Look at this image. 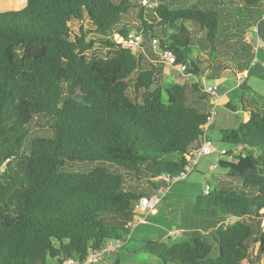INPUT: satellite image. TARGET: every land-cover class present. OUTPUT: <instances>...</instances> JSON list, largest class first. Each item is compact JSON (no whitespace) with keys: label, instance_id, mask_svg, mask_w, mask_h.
I'll use <instances>...</instances> for the list:
<instances>
[{"label":"trees","instance_id":"obj_1","mask_svg":"<svg viewBox=\"0 0 264 264\" xmlns=\"http://www.w3.org/2000/svg\"><path fill=\"white\" fill-rule=\"evenodd\" d=\"M260 1L0 0V264L82 261L127 234L134 203L197 150L211 108L200 78L264 80L252 72L260 60L222 44L243 38ZM130 35L142 36L139 50L115 39ZM155 44L185 67L184 83L156 61ZM241 109L248 120L219 131L230 145L223 172L196 198V218L178 222L186 237L158 230L144 241L158 264H264V107ZM35 121L43 135L31 133ZM157 216L144 223H163Z\"/></svg>","mask_w":264,"mask_h":264},{"label":"rangeland","instance_id":"obj_2","mask_svg":"<svg viewBox=\"0 0 264 264\" xmlns=\"http://www.w3.org/2000/svg\"><path fill=\"white\" fill-rule=\"evenodd\" d=\"M249 14H244L246 16L245 18H243L244 21L246 23L249 22L250 24L256 23V21L251 20ZM242 16V14H239V17ZM129 21L131 24L137 22L136 18L132 14L129 17ZM186 25L189 26L188 23ZM77 27L78 23L74 21L73 28L77 29ZM251 31L252 30L249 29V35H245V37L248 38V43L244 41L245 37L238 40L234 36L231 37V35H227L222 38V44L225 42H233V48L230 47L229 49L232 48L231 50L234 51V54L236 53L242 58H248L249 55L250 59L252 58L253 64H255L256 61L259 60L262 63L263 58L261 59L260 55L257 53L258 46L256 44V30H254V33H252ZM252 37H255L256 39L253 40ZM193 42H195L194 37L192 39V45ZM249 52H251V56L250 54H248ZM161 64L165 65L163 63ZM169 69L175 73H179L177 69L167 66L166 74L167 70ZM258 71L264 72V66L263 69H259V65L256 68H252L253 73H256ZM179 75L180 78L178 79V81L180 83H184L188 76L184 73L182 75L179 73ZM224 77H226L224 80H217L216 83L215 81H212L210 79H205L207 86H211L213 84H217L218 86L220 85L218 93L214 97V99H216L218 94H221L224 90H230L231 93L228 94V97L232 102V106H234L236 109L235 111H232L222 106H216L215 101H213L215 117L212 126L207 132V138L214 144L215 151L208 156L200 158L197 162L196 168H194V170L184 180L176 182L168 191L165 198L157 204L154 215L158 214L157 217L160 218L163 223L142 224V226L140 227V233L135 234L133 239L129 241L125 247L119 250L118 256H107L102 262L98 264H113L114 262H116V260L118 261V264H158L155 258L149 255L144 250L143 244L144 241L148 238V235L155 234L158 230H168V234L174 230H180L182 232L183 228L178 227L179 220L181 218L185 220L196 218L193 214V209L196 208V198L206 192L205 190L207 189V185H211L212 179L215 174L223 172V170L218 168L217 160L224 159V157L220 156L218 153L220 150L230 149V145L220 142L219 131L222 129H235L240 123L243 116L241 101L247 103L248 105H253L254 103H256V105H260V102H264V80L259 79L255 76H250L247 80L248 89L243 90L241 88H237L238 83L236 81V78L234 79L232 75H226ZM172 80L173 79L169 77V79H167V82H165L163 86H166L168 83L173 82ZM201 80L202 79L200 78V81ZM47 129L48 126L46 123L44 124V121H35L30 127L31 133L36 135H43L47 131ZM210 166H213L214 169L210 170ZM208 228L210 227H199V229L201 230ZM183 234L184 231L182 235L173 237L174 240L180 241L184 239L186 235Z\"/></svg>","mask_w":264,"mask_h":264},{"label":"built area","instance_id":"obj_3","mask_svg":"<svg viewBox=\"0 0 264 264\" xmlns=\"http://www.w3.org/2000/svg\"><path fill=\"white\" fill-rule=\"evenodd\" d=\"M141 5L145 8H153L154 3L152 0H141ZM117 43L122 44L123 47L130 48L133 50H139V46L142 42V36L130 35L128 39L123 40L122 38L116 36L115 37ZM259 47V46H258ZM257 47V48H258ZM264 49V48H263ZM153 51L156 54V61L158 63H163L166 66L173 67L174 56L168 50H160L157 45H153ZM177 71L182 75L183 73L186 75V69L184 66L175 67ZM200 81L205 93L210 96V104L211 108L209 109V115L207 117L206 124L202 127L203 135L200 137L198 141L197 150L194 153H191L187 157L186 165L183 167V170L177 177H170L169 175H162L160 180L163 182V186H161L156 193L155 197H142L133 205V217L127 222L125 225V229L128 230L127 234H125L122 238L117 239H108L105 241L102 247L99 249H89L84 260H74L69 259L63 264H98L102 262L105 257L115 255L118 251L125 246V244L130 240L133 230L141 223L145 222L147 216L153 215L157 204L163 199L164 195L168 192V190L176 183L181 180H184L196 167L197 162L200 158L204 156H208L215 151L214 145L207 138V132L210 126L213 124L215 117L214 104L212 103L213 98L217 95L218 89L216 85L207 86L205 82V77L201 78ZM245 80V76L242 74H238L236 76V81L238 84H241ZM213 107V108H212ZM224 151L218 153L219 155H223ZM212 170V167H210ZM170 236H180L182 232L180 230H174L169 233Z\"/></svg>","mask_w":264,"mask_h":264},{"label":"crops","instance_id":"obj_4","mask_svg":"<svg viewBox=\"0 0 264 264\" xmlns=\"http://www.w3.org/2000/svg\"><path fill=\"white\" fill-rule=\"evenodd\" d=\"M256 8L255 9H253V13H260L261 14V17H255V19L254 20H252V21H256V23H252L251 25H252V27L251 28H249V29H251L252 31V33H254V30H256V32L255 33H257V39L255 38V37H252L253 38V40H255L256 39V44H257V46H260L259 48H264V0H261L260 2H257V4H256ZM232 17H233V15L231 14V18L230 19H232ZM256 24V25H255ZM249 29H248V31H246V33H245V35H247L248 34V32H249ZM231 35V37H236V39H242V36H240V35H234L233 33H231V34H229V36ZM245 35L243 36V37H245ZM249 35V34H248ZM250 37V36H249ZM244 41L246 42V43H248V38L247 37H245L244 38ZM229 43V45H230V47H232L233 46V42L231 43V42H228ZM223 44H227V42H225V43H223ZM233 48V47H232ZM231 48V49H232ZM238 49V48H237ZM234 50H235V48H234ZM252 52V51H251ZM250 52V53H251ZM246 59H247V57H246ZM252 64H253V61H252ZM261 66H264V61L261 63ZM170 70V69H169ZM243 76H245V87H246V90L248 89V86H247V80L249 79V77L250 76H248V72L247 71H245V72H243V73H241ZM235 79V78H234ZM224 80V79H223ZM229 93H231V91L230 90H224L221 94H218V96H217V98L216 99H214L213 98V100H212V103H213V101H215V104H216V106H222V107H224V106H226L227 104H228V102L230 101V99H229V97H228V94ZM253 100V99H252ZM253 102V101H252ZM251 108H254V109H257V110H261L263 107H264V102H260V105H256V103H254L253 105H249ZM242 113H243V116H242V118H241V121H240V123H245L247 120H248V118H249V112H243L242 111ZM239 123V124H240ZM238 124V125H239ZM238 125H237V127H238ZM236 127V128H237ZM235 128V129H236ZM220 153V152H219ZM210 167H212V169H214V167L213 166H210ZM196 168V167H195ZM119 254V253H118ZM118 256V255H117Z\"/></svg>","mask_w":264,"mask_h":264}]
</instances>
